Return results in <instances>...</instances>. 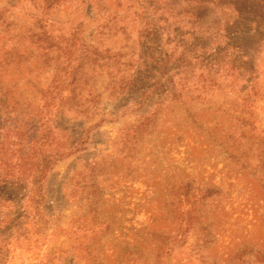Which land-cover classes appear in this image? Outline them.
I'll return each instance as SVG.
<instances>
[{"label":"rangeland","instance_id":"obj_1","mask_svg":"<svg viewBox=\"0 0 264 264\" xmlns=\"http://www.w3.org/2000/svg\"><path fill=\"white\" fill-rule=\"evenodd\" d=\"M114 11L116 40L176 90L141 108L138 87L120 95L148 68L132 56L122 83L98 74L83 117L50 85L69 81L65 47L94 43ZM142 18L154 27L139 38ZM191 181L202 190L181 202ZM130 223L177 246L122 264H264V0H0V264H119Z\"/></svg>","mask_w":264,"mask_h":264},{"label":"trees","instance_id":"obj_2","mask_svg":"<svg viewBox=\"0 0 264 264\" xmlns=\"http://www.w3.org/2000/svg\"><path fill=\"white\" fill-rule=\"evenodd\" d=\"M69 0H44V5H47L49 3V6L54 8L58 7L61 4L67 2ZM104 9L106 10L105 13H108L111 9V7L104 3ZM48 9V8H47ZM148 9H144V14L147 16ZM121 13L118 11H114L111 13L108 17L104 19V22L100 24V31L98 32V35H96V39L94 43L87 44V38L81 39L80 44L77 43V41L73 40L71 43V46L65 47V52H63L65 60L67 64L63 65V68L66 69L67 73H64L65 75L68 74V70L71 71L68 78L69 81H67V85L62 89L60 86L63 84V81L60 80H54L53 83L50 85L52 87V91H58L52 92L55 94L59 93V97L62 98V93L65 90H68L69 94L66 98V103L71 104V108H75L78 110L83 117H89L87 115H95L97 113L96 108L99 107V94L98 89L95 88V78L98 76L99 73L101 75L105 74L104 77H108L112 79L113 81L110 83L111 85L115 86L116 82L122 83L121 75L126 74V69L130 65L129 59L132 56H137L135 61H133L132 65L135 67L143 69L145 66L143 63V56H139L137 53V49L132 50L128 46V42H125L123 40H116L120 33V29L117 28V23L119 22ZM150 17V16H147ZM56 22V21H55ZM124 22V20L120 21ZM61 23V22H58ZM67 25H70V27H73L72 24L67 22ZM34 26V25H33ZM37 33L32 35V42L37 44L39 42H45V36L48 34L46 31H44V26L40 25L39 22L35 24ZM141 26L145 28V30H142L140 33L139 38H143L146 36L145 31H152L153 29V20L148 18V22L146 18L141 19ZM82 25L77 26L76 28H72V34L75 36L79 31L81 30ZM128 27L126 26V29ZM123 34L127 35V32H125V25L121 27ZM41 30H43V34H41ZM73 32H75L73 34ZM77 32V33H76ZM149 35H152V32H148ZM50 39L47 37V40ZM92 39V40H93ZM31 41V40H30ZM52 45L48 48L50 49ZM145 54L147 56V51H145ZM143 55V54H142ZM54 59L60 60V56L54 55ZM138 60H141L138 62ZM129 62V63H128ZM72 64V65H71ZM144 65V66H143ZM148 68L144 71H141L140 73L135 70L131 71L129 75L126 77H129L130 75L135 76L136 80L131 81L133 82V87H127V85L122 89V92H119L120 95H124L127 91L126 89L132 90V88L138 87L136 89L139 92V101H138V107L141 108L143 105L147 103L148 98H153L152 101H156V104L162 103L163 100L171 98V95H169L171 92L176 90V87H174L172 78L168 77L170 81H165L160 78L156 80V78L159 76L156 74V72L152 71V65L147 64ZM163 75V73H161ZM108 75V76H107ZM131 82L129 84H131ZM181 83V82H180ZM116 88V87H115ZM117 89V88H116ZM157 95V98H156ZM56 95L52 94L51 98H54ZM160 96V98H158ZM175 96V95H174ZM162 97H164L162 99ZM174 100V99H172ZM153 102V104H155ZM158 102V103H157ZM49 103V99H48ZM154 106V105H150ZM156 106V107H157ZM155 112V115H153L152 118H149L147 120V124L151 127L154 121L156 120L159 115ZM251 141V140H250ZM70 150V149H69ZM60 155V157L64 154H61L60 151H53L52 153L48 154L45 158V165L41 167L42 172H46L48 170V167L50 169V165L52 164V159H54L55 156ZM48 156H51L48 157ZM41 171L38 173V177L41 174ZM195 181L187 182L184 186H182L179 189V200L181 202H186V199L189 200L190 196H194L195 194H199L202 189H199L196 191L194 188ZM183 195V196H182ZM212 197V195L209 196H202L201 198H196L193 200L192 207H194V211L191 210V212H196L200 215V217H204L205 214V208L203 202L206 200V198ZM194 198V197H193ZM192 200V199H190ZM173 203H171L172 205ZM202 219V218H200ZM181 224V223H180ZM182 226V225H180ZM125 230L127 232L128 239L126 240V244L122 245L121 249L116 252L118 257L121 256L123 259L120 260L119 264H122L125 259L130 258L131 256L134 257H140V254L147 253L148 256H151L154 261H156L155 258V252H159L162 250L163 252L170 253L174 249L175 241L174 239H171L172 237H175V235H172L171 232H168V230H163L160 232L154 231V232H146L145 230H141L140 228L136 227L133 223H130L129 225H126ZM171 240L170 244L167 238ZM144 239L151 240L150 243L153 247L149 248L147 246L142 247V242ZM161 241H165L161 244L160 247H156L161 243ZM176 245V244H175ZM177 246V245H176ZM160 248V249H159ZM160 253V252H159ZM137 261V260H136ZM128 262V261H127ZM139 262V261H137ZM129 263V262H128ZM136 263V262H135ZM157 264L159 262H156ZM133 264V263H132Z\"/></svg>","mask_w":264,"mask_h":264}]
</instances>
